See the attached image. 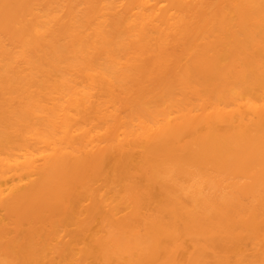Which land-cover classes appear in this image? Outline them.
Segmentation results:
<instances>
[{
  "label": "bare ground",
  "instance_id": "6f19581e",
  "mask_svg": "<svg viewBox=\"0 0 264 264\" xmlns=\"http://www.w3.org/2000/svg\"><path fill=\"white\" fill-rule=\"evenodd\" d=\"M111 20L140 38L117 63L122 91L94 64ZM231 21L248 48L225 44ZM256 29L257 0H0L1 122L21 136L0 148L4 254L28 264H264V89L235 91L249 70L264 84ZM171 88L179 98L166 108H140ZM196 177L208 192L187 204L177 179ZM88 235L91 249L76 258Z\"/></svg>",
  "mask_w": 264,
  "mask_h": 264
},
{
  "label": "rangeland",
  "instance_id": "374dc122",
  "mask_svg": "<svg viewBox=\"0 0 264 264\" xmlns=\"http://www.w3.org/2000/svg\"><path fill=\"white\" fill-rule=\"evenodd\" d=\"M258 2L264 4V0H257ZM254 35L261 39L264 42V29H256L254 31ZM103 36L105 40L106 50H108L107 54H100L94 58V64L98 71L104 73L105 75L110 76L113 79V84L118 91H122L126 80L124 76L120 72V65L118 62L124 63L127 61L132 51L134 50L135 43L140 39L138 36L135 37H126V33L123 29H117L114 26L113 21L111 20L107 26L104 27ZM238 41L242 44L243 47H249L248 35L246 29H239L237 24L234 21H231V29L230 34L225 37V44L231 43V41ZM228 56L226 49L222 50L219 54V58L225 59ZM257 57L261 60L264 66V51H261L257 54ZM145 58L144 60H147ZM148 71H153L151 68H147ZM261 87L264 89V84H259V79L255 73H251L250 70L246 74V78L235 91L236 95L241 97H250L255 94H259L261 92ZM174 89L167 91V93L161 98H150L145 99L141 104L140 108L147 112H156L163 108H166L168 105L172 104L171 102L174 99H178L179 97L175 95ZM21 141V136L16 137L12 129L7 125L1 122V113H0V148L3 150H12L14 149L19 142ZM138 145L143 146L139 143ZM177 184L181 189L182 197L185 203H189L192 198L195 197V194L201 190L204 194L206 189L204 180L201 177H196L194 180L189 182V184L184 181L182 178L177 179ZM111 187V186H110ZM157 192L160 191V188L157 187ZM108 188L104 189L102 194L105 197H108L109 200H113V195H108ZM97 230V226L95 225L94 231ZM91 232V233H93ZM69 240V236L67 235L64 238V242ZM91 249V236L88 235L85 237L82 243L75 247V257H82V251ZM91 263L94 262V259H91ZM0 264H28L22 258H10L6 256L2 250V242L0 241ZM65 264H70V261H65Z\"/></svg>",
  "mask_w": 264,
  "mask_h": 264
}]
</instances>
